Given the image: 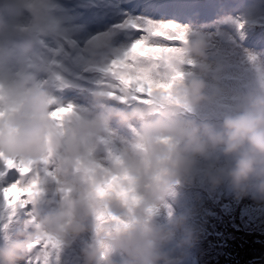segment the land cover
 I'll return each instance as SVG.
<instances>
[{
	"label": "rangeland",
	"instance_id": "obj_1",
	"mask_svg": "<svg viewBox=\"0 0 264 264\" xmlns=\"http://www.w3.org/2000/svg\"><path fill=\"white\" fill-rule=\"evenodd\" d=\"M62 1L64 5L54 3V13L68 16L55 23L48 20L50 12L42 13L49 25L36 39L17 33L13 12L5 15L13 41L0 47V170L27 175L29 192L0 182V264H125L124 253L104 237L113 233L116 240L137 232L154 235L146 247L158 264H264V198L256 185L230 180L235 156L227 151L229 125L250 134V143L264 142V47L251 40L255 31L264 33V15L259 16L264 1H241L239 13L250 17L244 22L231 17L234 8L226 9L221 15L230 19L217 39L211 38L212 21L189 27L159 16L145 23L133 11L137 0H124V6L121 0ZM155 24L162 31L169 24L181 35H170V44L162 36L152 39L160 29ZM55 31L70 41L63 46L52 38ZM209 38L217 51L205 56L198 41ZM149 45L152 51L144 47ZM167 47L174 48L180 61L175 68L165 62L163 51H156ZM102 49L114 50L118 60L110 58L98 68L95 53L100 63L107 59ZM28 56L30 64L18 63ZM94 67L92 72L99 74L90 76ZM122 69L126 81L135 79L139 86L143 81L136 100L162 106L164 98L163 107L177 113L152 125L146 120L150 113L129 111L134 110L131 91L139 86L122 90L121 98L107 86ZM92 90L125 107L107 106L108 115L130 136L108 120L101 111L105 102L98 105L88 95ZM21 112L26 119H20ZM22 129L43 133L41 157L17 149ZM181 144L199 155L178 175L186 159ZM206 160L213 163L205 165ZM144 174L153 186L145 187ZM161 185V194L148 195ZM169 193L178 206L172 212L165 208ZM192 194L200 202L194 199L188 207L184 196ZM113 200L128 215L112 217ZM65 207L72 210L69 228L76 231L61 228L64 221L55 230L46 228V218L55 221ZM88 209L111 214L107 227L99 222L91 226L98 236L73 217L81 214L89 223ZM196 240L201 242L199 254Z\"/></svg>",
	"mask_w": 264,
	"mask_h": 264
},
{
	"label": "clouds",
	"instance_id": "obj_2",
	"mask_svg": "<svg viewBox=\"0 0 264 264\" xmlns=\"http://www.w3.org/2000/svg\"><path fill=\"white\" fill-rule=\"evenodd\" d=\"M20 119H26L23 112L19 114ZM231 129L229 133V143L227 151L235 156V159L230 162L233 171L230 174V180L234 184H253L257 186L261 197L264 198V142L259 144L250 143L248 135L242 133L239 128L229 125ZM17 149L24 155L37 159L43 155L44 141L43 133L37 134L33 129H22L19 139L16 143ZM185 146L180 145V150L186 157L183 166L177 170V174H181L186 168L191 166L192 161L199 155V150L196 152L184 151ZM72 155V152H69ZM205 165H211L213 161H204ZM215 163L219 165L220 160ZM162 185L159 189L154 188L149 192V196L161 194ZM111 209L117 215H124L125 209L121 206L119 201L113 200L111 202ZM72 210L68 207L62 209L60 215L55 221L46 218L45 227L50 230H55L57 222L64 221L60 224L61 228H69L71 225ZM137 214H141V210H137ZM70 231H76L75 228H69ZM147 237L143 233L137 232L131 236H120L113 241L114 246L117 247L125 256V264H158V260L152 258L146 247V240L154 239Z\"/></svg>",
	"mask_w": 264,
	"mask_h": 264
},
{
	"label": "trees",
	"instance_id": "obj_3",
	"mask_svg": "<svg viewBox=\"0 0 264 264\" xmlns=\"http://www.w3.org/2000/svg\"><path fill=\"white\" fill-rule=\"evenodd\" d=\"M241 1L242 0H147V3L149 4L150 7L146 6V8H147L146 11L150 12L152 10V12H156V13L168 11V13L176 14L178 17H181L182 19L186 20L189 23L199 22L203 18H205V19L211 18V19H213L212 23L215 26V32L213 33L212 37L215 36V38H217L220 34L219 33L220 28L223 26H226L229 22V19H230V16L222 17V15H221L226 9L231 10L234 8V16H231V17H233L234 19L240 20L241 22H244L247 18H250L248 16H245V15L239 13L242 11ZM141 4L142 3H140V1H138V7H140ZM262 7L264 8V4L262 5ZM218 15L221 18L220 20L217 19ZM263 15H264V9L262 11H260V13H259V16H263ZM255 17H256V15H255ZM220 32H222V31H220ZM243 39L245 40V38H243ZM251 40L253 42H255L256 44L264 47V33L259 32L258 30L255 31L254 33H252ZM213 47H215V44L211 46V50L207 53L208 55H210L211 53L213 54L214 52L217 51V46L215 47V49H213ZM163 53H167V55H166L167 57H169V56L173 57V61L171 60V63H172L171 65L174 66V62L176 61L175 50L172 47H169L168 50L164 51ZM167 61H168V59L166 60V62ZM191 87H193L194 89L196 87H198L199 88L198 91H203L202 87H200V86H194L193 85ZM173 109H175V108H173ZM147 110H149V113H150L148 118L152 119V121L155 122L154 124L158 125L160 123V121H163V120L166 121V120L170 119L169 113H165V111H168V110H166L162 106H159L157 103H152V109L148 107ZM152 111L155 113L154 114L156 116L155 119L153 118V115L151 114ZM168 196L169 197H167L166 200H168L169 203L166 205L165 208L168 210V212L175 211L178 206L176 205V203L174 202L173 199H170V198H172V194L169 193ZM184 197L186 199L185 202H186L188 207H190L189 203L194 202V199H195V201L197 200L200 202L199 197H196L193 194L191 195L190 198L188 195H187V198H186V196H184ZM108 202H109V199H108ZM109 204H110V202H109ZM121 206L123 207V209L126 210L125 213H127V215H128V212H127L128 209H126L125 206H123L122 204H121ZM139 208H142V207H139ZM135 209H138V208H136V204H135ZM125 213H124V215L115 214L112 217H116V218L121 217V216L125 217ZM96 215H97V217H100V214L98 212H96ZM106 215L111 216L110 213H106ZM104 217H105V219H103V221H101V222H99V220L96 221V222H99V224H98L99 227H102V226L107 227V225L111 224V218L112 217H106L105 215H104ZM100 220H101V218H100ZM103 223H105V225H102ZM100 225H102V226H100ZM91 226H93V225L89 226L91 232L93 231V233L96 236H98L96 234L95 227H93V229H92ZM78 229H80V228L78 227ZM193 237H195V236L193 235ZM104 238H107L108 241H111L109 245L114 247L113 241H115V239H114L115 237H114L113 233H111V235H108L107 237H104ZM188 238H189L188 236L185 237L184 243L188 242ZM195 239H196V237H195ZM96 240H98V239H96ZM196 241H198V240H196ZM109 245H107V246L109 247ZM200 246H201V242L198 241L197 249H196L197 254L200 253V249H199Z\"/></svg>",
	"mask_w": 264,
	"mask_h": 264
},
{
	"label": "snow or ice",
	"instance_id": "obj_4",
	"mask_svg": "<svg viewBox=\"0 0 264 264\" xmlns=\"http://www.w3.org/2000/svg\"><path fill=\"white\" fill-rule=\"evenodd\" d=\"M135 47L140 48L142 46L140 44H137L135 45ZM0 174H2L3 176V178L0 179V182L5 183L7 187H10L11 185L15 184L17 188L23 189L26 194L29 192V188L25 186L28 180L27 175L21 177L19 171L16 169H2L0 170ZM3 189V187H0V193H2Z\"/></svg>",
	"mask_w": 264,
	"mask_h": 264
},
{
	"label": "bare ground",
	"instance_id": "obj_5",
	"mask_svg": "<svg viewBox=\"0 0 264 264\" xmlns=\"http://www.w3.org/2000/svg\"><path fill=\"white\" fill-rule=\"evenodd\" d=\"M50 16H51V21H54L56 23L58 20L62 19L63 17H67L68 15L59 14V13H57V14L51 13ZM8 40L9 39L7 37H5V41H8Z\"/></svg>",
	"mask_w": 264,
	"mask_h": 264
}]
</instances>
